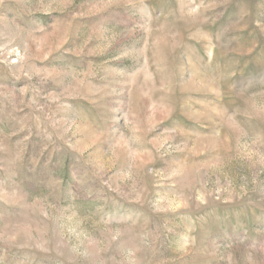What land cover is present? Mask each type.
I'll use <instances>...</instances> for the list:
<instances>
[{"label": "rangeland", "instance_id": "374dc122", "mask_svg": "<svg viewBox=\"0 0 264 264\" xmlns=\"http://www.w3.org/2000/svg\"><path fill=\"white\" fill-rule=\"evenodd\" d=\"M0 264H264V0H0Z\"/></svg>", "mask_w": 264, "mask_h": 264}]
</instances>
